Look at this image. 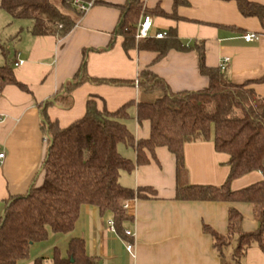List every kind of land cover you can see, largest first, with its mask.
Instances as JSON below:
<instances>
[{
    "label": "crops",
    "instance_id": "1",
    "mask_svg": "<svg viewBox=\"0 0 264 264\" xmlns=\"http://www.w3.org/2000/svg\"><path fill=\"white\" fill-rule=\"evenodd\" d=\"M127 1L97 0L63 37L35 36L30 30L31 21L13 19L7 11L0 10L8 26L0 35V42L8 51L5 56L0 49V65L11 63L16 78L28 86V90H23L8 85L0 92V151L5 152L0 163V217L10 196L30 189L46 156L47 139L39 105L63 93L82 64L84 50H88V74L94 78L136 80L143 69L150 68L174 91L208 88L210 79L201 72L194 50L173 49L157 61L154 60L158 54L153 50L125 51L123 36H114V31L121 14L118 6ZM141 1L153 18L154 32L175 29L187 45L204 42L209 67L218 68L229 57L228 77L235 83L253 81L251 87L264 95V21L244 16L235 0H187V4L177 7L174 0ZM251 1L264 4V0ZM142 19L143 16L140 22ZM249 32L258 38L247 42L243 36ZM18 60L24 63L14 65ZM159 95L145 93L136 85L85 82L73 91L70 107L53 104L48 107V114L61 127H67L85 115L88 99L96 96L98 106L111 111L129 104L126 126L136 139L148 138L150 122H139L137 105L140 101L152 102ZM118 150L134 162L137 160L133 147L120 143ZM184 155L191 184L225 183L230 172L229 155L216 150L213 137L186 143ZM147 156L148 163L137 164L120 176L126 187L151 186L156 190L150 198L123 201V207L128 203L124 208L130 217L124 222V230L132 235L116 230L111 213L102 214L96 206L83 205L74 230L67 233L70 238H83L87 254L99 264H235L234 245L226 247L225 253L217 252L213 236L204 230V225L226 234L229 210L235 206L243 214L242 231H255L259 226L255 206L244 202L177 200L175 156L167 147H158L155 157L150 152ZM263 179L261 171H252L234 179L231 188L238 190ZM41 181L42 176L38 183ZM128 243L133 244L132 251L127 249ZM66 253L67 250L62 251L63 255ZM244 263L264 264V239L263 247L256 245L247 250Z\"/></svg>",
    "mask_w": 264,
    "mask_h": 264
},
{
    "label": "trees",
    "instance_id": "2",
    "mask_svg": "<svg viewBox=\"0 0 264 264\" xmlns=\"http://www.w3.org/2000/svg\"><path fill=\"white\" fill-rule=\"evenodd\" d=\"M235 1L244 16L264 21V4ZM187 3V0H174L175 7ZM118 8L121 14L114 36H123L125 51L153 50L158 54L154 60L157 61L173 49L194 50L201 72L210 79L209 86L204 90L174 91L150 68L143 69L136 80L94 78L88 74V50H84L82 64L64 86L63 93L39 105L41 127L47 139L46 156L30 189L25 194L10 196L5 202L4 214L0 217V264H21L29 258L34 243L48 239L51 233L72 232L83 205L96 206L102 214L111 213L116 230L124 235V222L130 217L123 201L150 198L156 195V190L151 186L126 187L120 182V176L123 171H132L137 164L148 163L147 152L155 157L158 147H167L176 158L177 200L244 202L255 206L259 222L255 231H242L243 214L235 206L229 210L226 234L204 225V230L213 236L217 252L225 253V248L233 244L232 260L235 264H245L249 248L263 247L264 179L238 190H233L231 183L252 171H261L264 176V95L251 87L253 81L235 83L226 69L209 67L204 42L187 45L175 29L166 31L163 38L152 36L137 40L140 18L150 12L141 0H128ZM1 9L13 19L31 20L30 30L35 36L63 37L82 16L73 0H61L59 6L54 0H1ZM155 12L166 14L162 10ZM0 49L7 56L8 51L1 42ZM85 82L136 85L145 93H159L156 100L140 101L137 105L139 122H150L149 137L136 139L126 126L129 104L111 111L106 106L100 108L96 96L88 99L85 115L69 126L61 127L52 120L48 107L53 104L70 107L73 91ZM8 85L28 90V86L16 78L13 65L6 62L0 65V92ZM212 137L216 150L229 155V175L220 186L191 184L184 146ZM120 143L136 150L135 162L119 152ZM40 176L42 181L38 183ZM44 261L45 257L40 256L33 264H44ZM52 262L99 264L87 254L85 240L81 237L70 240L66 255L55 247Z\"/></svg>",
    "mask_w": 264,
    "mask_h": 264
},
{
    "label": "built area",
    "instance_id": "3",
    "mask_svg": "<svg viewBox=\"0 0 264 264\" xmlns=\"http://www.w3.org/2000/svg\"><path fill=\"white\" fill-rule=\"evenodd\" d=\"M96 0H73V4L74 6L81 12V14H85L86 12H88L91 8L94 7ZM154 28V21L153 18L149 15H146L143 17V19L141 20V22L138 24V28H137V33H136V39H142V38H147V37H157V38H163L165 35V32L163 31H153ZM243 38L247 41V42H251L254 41L255 39L258 38V35L252 32L246 33L244 34ZM230 61L229 57H225L223 59V61L220 64V68L222 69H226L227 65ZM24 60H18L17 62H15L14 65H20L23 64ZM3 119V114L0 112V120ZM5 158V152L4 151H0V163H2V161ZM124 207H128V203L126 202L124 204ZM127 235H132L131 231L127 230L126 231ZM127 249L132 251L133 250V244H127Z\"/></svg>",
    "mask_w": 264,
    "mask_h": 264
},
{
    "label": "rangeland",
    "instance_id": "4",
    "mask_svg": "<svg viewBox=\"0 0 264 264\" xmlns=\"http://www.w3.org/2000/svg\"><path fill=\"white\" fill-rule=\"evenodd\" d=\"M54 2L58 6L61 5V0H54ZM5 23H6L5 17L0 15V35H2L5 32V30H7L8 26ZM70 239L71 238L69 234L52 233L48 239L34 243L31 247L29 258L21 261V264H33L34 260L40 256L45 257L44 264H53L52 256L55 247H58L61 250V252L62 251L65 252L67 250Z\"/></svg>",
    "mask_w": 264,
    "mask_h": 264
}]
</instances>
